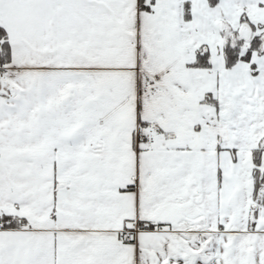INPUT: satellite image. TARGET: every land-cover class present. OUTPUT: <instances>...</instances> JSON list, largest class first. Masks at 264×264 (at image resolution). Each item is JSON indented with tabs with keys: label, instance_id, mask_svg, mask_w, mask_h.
Wrapping results in <instances>:
<instances>
[{
	"label": "snow or ice",
	"instance_id": "snow-or-ice-1",
	"mask_svg": "<svg viewBox=\"0 0 264 264\" xmlns=\"http://www.w3.org/2000/svg\"><path fill=\"white\" fill-rule=\"evenodd\" d=\"M0 264H264V0H0Z\"/></svg>",
	"mask_w": 264,
	"mask_h": 264
}]
</instances>
